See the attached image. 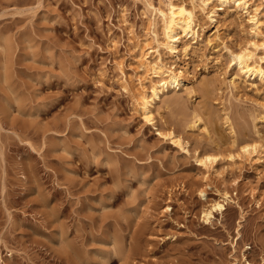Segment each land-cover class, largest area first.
I'll use <instances>...</instances> for the list:
<instances>
[{
	"label": "rangeland",
	"instance_id": "obj_1",
	"mask_svg": "<svg viewBox=\"0 0 264 264\" xmlns=\"http://www.w3.org/2000/svg\"><path fill=\"white\" fill-rule=\"evenodd\" d=\"M249 1L250 14L203 0H0V264H264V161L229 158L235 142L264 140V80L231 58L249 48L264 68L249 21L264 0ZM169 2L194 10L198 36L163 50L183 83L153 125L123 21L145 35L160 21L149 4Z\"/></svg>",
	"mask_w": 264,
	"mask_h": 264
},
{
	"label": "bare ground",
	"instance_id": "obj_2",
	"mask_svg": "<svg viewBox=\"0 0 264 264\" xmlns=\"http://www.w3.org/2000/svg\"><path fill=\"white\" fill-rule=\"evenodd\" d=\"M214 1L220 3L221 8L229 4H235L237 9L244 10L247 14L251 13L249 0H203V4L206 7ZM149 8L155 16L154 19L156 20V17H159L160 21H151L150 28L145 35L137 33L129 21L125 20L123 22L128 28V46L139 52L137 73H144L136 77V86H134L137 91L135 94L136 106L145 121L155 125L157 116L154 108L158 101L162 100L164 94L177 90L183 83L181 77L164 64L163 50L174 53L178 51L184 39H196L199 24L196 21L194 10L183 4L169 2L166 5V9L149 4ZM263 17V12L255 10L249 19L256 35H264ZM159 22L161 23L163 40L160 39L157 33ZM111 43L115 50H118L121 46L119 41L111 40ZM257 47L264 48V44ZM231 58L243 77H254L264 80V68L259 63L257 54L253 50L242 48L237 52H232ZM122 81L125 89L130 91L129 88H131L133 83L126 79ZM160 134L164 135L162 132ZM167 136L175 143L180 144L181 138H178L174 131H170ZM234 145L229 151L230 160L239 163L264 161V140H256L252 143L235 142ZM218 160L219 155L210 152H205L199 157L200 163L209 172L214 170L216 173L221 174L216 168ZM228 199V196H226V200ZM224 209L225 204L221 202L213 203L204 211L205 220L210 222L215 212L222 213Z\"/></svg>",
	"mask_w": 264,
	"mask_h": 264
}]
</instances>
